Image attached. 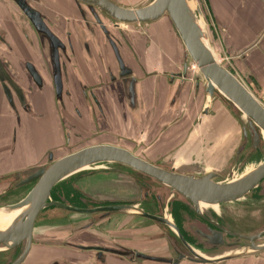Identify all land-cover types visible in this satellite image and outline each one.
Wrapping results in <instances>:
<instances>
[{
  "label": "water",
  "instance_id": "1",
  "mask_svg": "<svg viewBox=\"0 0 264 264\" xmlns=\"http://www.w3.org/2000/svg\"><path fill=\"white\" fill-rule=\"evenodd\" d=\"M10 1L14 3L11 2L9 5L6 0H0V87L7 96L10 95L9 89L14 92L20 99L22 107L12 99L8 101L9 107L3 106L2 103L1 106L13 111L17 116L19 105L32 120L37 121L45 116L38 111L45 107L43 100L46 99L47 93L52 101L50 87L47 86L45 89L34 68L42 65L38 54L37 37L40 42L45 39L52 63L56 65L59 61L58 49L61 46L46 27L38 9L39 3L33 5L30 3L32 0ZM82 1L98 7L117 25L120 24L121 31L132 42L137 36L135 33L137 31L144 39V44H147L150 37L148 29L152 26L157 30L158 26H162L164 33L170 36L178 68L183 71L172 73L178 79L176 84L184 88L187 80L191 79L201 81L205 86L207 102L202 116L210 115V104L218 97L242 123L244 144L250 142L252 151L263 150L259 131L264 132V106L237 77L220 65L208 21L198 0H151L134 9L119 6L118 0ZM4 10L6 15L3 13ZM92 13H95L94 10ZM3 17L7 18L10 25H7ZM95 17L97 18V15ZM108 40L110 49L120 65L119 77L123 79L121 89L127 99L129 93L136 95L130 87L134 81L126 84L128 82L125 78L131 73L129 70L124 71L126 66L118 53L121 52L120 46L111 38ZM10 47H26L27 51L29 48L33 58L26 60L20 58V61L18 56L14 57L11 53ZM9 59L16 64L21 62L25 65L20 67L21 71L15 78L23 73L30 81L31 97L29 95L27 99L22 98L21 87L10 86L6 70ZM64 72L63 68L57 67L53 75L58 96L61 93L72 95L71 91H63L68 89L64 83L67 80ZM180 89L176 94H180ZM39 90L41 96L38 94ZM17 126L15 144L17 130L21 127V117L17 120ZM50 140L51 136L47 134L42 142L50 143ZM32 144L36 146L38 142L33 140ZM54 146L57 147L58 143L48 145L47 151ZM66 151L68 152L66 155L60 153L57 155L58 158L54 155L59 150L51 151L46 163L0 182L3 193L30 185L14 203L0 205V210L23 212L18 221L0 231V264H3L1 262H4L5 258L11 259L5 264H32L34 261L36 264H226L241 259H249L252 261L250 264H264V206L254 205L253 210L245 211L231 210L232 205L245 200L256 187L260 186L264 194V150L263 159L249 173L226 182L211 173L198 175L192 170L191 173H186L168 161L162 165H152L134 157L128 150L113 146H90L77 151ZM105 165L115 166L116 174L102 175L97 186L86 188L88 192L102 197L126 196L124 201L131 198L148 201L150 205L151 197L154 196L159 205V213L153 215L136 207L76 210L50 201V192L59 182L96 166L100 168ZM229 168L228 163L224 170L211 171L224 176ZM138 181L145 183L147 188L138 185ZM174 201L186 205L205 222L186 225V230L197 240L201 248L188 244L172 222L168 204ZM49 207H60L72 214L54 230L46 231L47 227L38 229V218L42 211ZM118 210L126 215L131 214L149 220L163 229L159 235L147 237L150 243L155 244L149 246L146 251H140L94 231V227ZM244 212L246 217L242 215ZM91 237H95L97 245L93 244L94 240ZM36 245H40L41 248L35 249ZM43 246L54 247L61 254L47 261L48 253L43 250ZM77 251L80 254L77 255Z\"/></svg>",
  "mask_w": 264,
  "mask_h": 264
},
{
  "label": "crops",
  "instance_id": "2",
  "mask_svg": "<svg viewBox=\"0 0 264 264\" xmlns=\"http://www.w3.org/2000/svg\"><path fill=\"white\" fill-rule=\"evenodd\" d=\"M198 1L212 28L211 34L215 51L222 54V56L219 54L222 59L225 57L228 59L230 66L227 68H230L231 73L245 83L248 91L262 103L264 101V0ZM148 30L150 37L147 44H144L143 38L136 36L133 38L135 43L132 49L133 54L129 49L123 50L126 64L132 67L135 77L140 81L139 87L135 91L142 106L140 114H135L138 119L134 121L133 116L129 114L124 119V113H116L110 107L106 125L109 130H102L103 133L100 134L101 137L99 136L100 139L97 141L112 143L119 137L117 139L119 146L127 149L132 148L130 144L132 137L139 138L145 149L143 153L145 160L153 162L160 159L157 165H162L166 161L170 162L172 157H179L177 166L171 162L170 164L176 168L184 169L186 173H191L192 171L187 165L193 162L190 159L195 158L193 160L196 161V158H200L204 154L192 142L194 137L196 139L203 133L207 134L211 129L210 126H213L215 132L218 130L219 134L222 133L226 136L230 134V138H234L238 129L233 130L231 127L230 131L227 133L225 131L224 134L222 125L218 121L219 113L210 111V115L202 116L207 97L205 86L201 81L197 85V81L190 79L186 86L180 89V94H177L174 104H171L172 98L178 90L176 82L173 85L166 82V76L179 71L175 50H172L170 36L164 33L162 26H158L157 30L151 26ZM21 50L23 49L17 47L13 51L17 53ZM11 53L14 54L12 51ZM134 55L139 56L137 61L133 59ZM88 56L90 58L84 60L82 57L80 59L84 63L90 62L89 70L92 73L84 72L83 75V78L89 81L87 85L95 87L107 84L108 68L100 65V59L106 57L108 62H113L111 50L106 49L103 44L99 48L91 45V52ZM17 66L19 67L17 69H20V66ZM86 67L88 66L86 65ZM115 70L112 68V71ZM22 76L19 74L16 77L21 86L26 82ZM64 83L65 87L72 92L73 97L72 102L65 101L66 109L64 108V112L62 111V116L66 117L71 124L83 127V130H91L88 123L72 119L74 109L82 111L83 105L81 90L73 81L71 74ZM116 90L117 96L121 99L124 96L122 89L116 87ZM48 94L43 100L45 107H41L38 111L44 113V117H40L37 121L32 120L31 116L21 117V127L17 130L13 155L10 154L11 146L8 142L11 134V120L7 113L8 110L0 103V111H2L0 114V175L23 168L32 169L42 164L40 161L47 152V146L40 145L44 138L39 134L43 132L51 136L52 146L58 143V146H54V148L60 150L62 142L58 141H62V134L59 115ZM44 110L45 112H43ZM181 117H184L183 120L176 122ZM209 117L210 121H208ZM93 131L96 132L95 129ZM192 135H194L193 138ZM33 140L38 142L36 146L32 144ZM209 172L205 170L203 173L208 174ZM101 179L99 177L90 179L82 185L80 184V187L82 186L86 190L88 186H97ZM87 182H89L88 185ZM91 239L94 240L93 244L98 243L95 237H91ZM76 254H80L79 251Z\"/></svg>",
  "mask_w": 264,
  "mask_h": 264
},
{
  "label": "flooded vegetation",
  "instance_id": "3",
  "mask_svg": "<svg viewBox=\"0 0 264 264\" xmlns=\"http://www.w3.org/2000/svg\"><path fill=\"white\" fill-rule=\"evenodd\" d=\"M6 1L8 2L9 5L11 2H13V1L9 2V0H6ZM118 1H119L118 2L119 6L124 7V8L128 7V8L134 9V8L142 7L143 5H145V3L151 0H141L143 1V4L141 5L138 3L137 7L127 6L123 1L121 0H118ZM30 3L31 4L39 3L38 9H39V12L41 13V17L43 21L45 22L46 27L49 29L50 33L57 38L58 44L61 46L58 49L59 61H58V64L56 65L52 63V56L49 51V48H47L45 39H43L42 42H40V39L36 35L37 40H38V54L40 57L39 59L42 62V65L37 66V67L34 66V68L36 69L43 86H45V89L47 88V86L50 87V90L52 92L51 98L58 112L60 125H61L60 128H61V134H62L61 136L62 141H58V142L60 143L62 142V143L60 144L59 152L54 155L55 158H58L57 155L61 153V150L77 151L82 148H86L90 146L106 145V146H113V147H118V148L128 150L134 157L145 160V158H143L144 157L143 153L145 149L143 148L139 138L136 139L132 137L130 139L131 140L130 144L132 148H127V149L119 146V143L117 140L119 139V137H117L116 141L113 140L114 142L112 143H109V142L103 143L102 141L100 142L97 141L101 137L100 134L103 133L102 130H105V131L109 130L106 127V125L108 123L107 113L110 107H112L116 113H120V114L124 113L125 114L124 119H126V115L128 114L132 115L134 121L138 119L135 116V114L136 115L140 114L141 109H142L141 103L137 95H133L129 93L127 94V97H126L127 99H125L124 96L121 99L117 96L116 87L117 89H121L120 86H121V82L123 79H120L119 77L120 65L117 61L116 56L112 53L113 62H108V59L106 57H102L100 59L101 60L100 65L104 66L105 68H108V82L107 84L99 85L95 87L88 86L87 84L89 83V81L83 78L84 72H88L89 74L92 73V71L89 70L90 62L88 61L87 63H84L80 61L82 57L84 60L88 59L89 57L88 54H90L91 52V45L94 46L95 48H99L103 44V46L106 49H110L108 39L111 38L117 45L120 46L121 52L118 51V53L121 57L122 62L126 66L124 71L129 70L131 73L125 78V81L128 82L126 84L129 85L130 81L133 80L135 83L133 82L132 86L130 87H132V91L133 90L137 91L140 81L135 77L134 70L132 69V67L126 64L125 59H124L125 54H123L122 52L123 49L124 50L129 49V51L132 52L133 54L132 49L134 48L135 43L126 38V36L121 31L122 26L120 24L117 25L115 21H113L105 13L100 11L98 7L89 5L82 0H38V1L32 0ZM92 10H94L95 12L94 14L92 13ZM3 13H5V10L3 11ZM95 15H97V18L95 17ZM5 19H6L7 25H10V23H8L7 18ZM135 33L137 36H140V34L137 31H135ZM21 43L24 44L23 41H21ZM10 48H12L14 57L18 56V59L20 61L21 59L26 60L27 58L29 59L33 58V55L29 51V48L27 51L26 47H22V48L20 47V49H23V50L17 51V53L13 51L17 47H10ZM84 53L86 54L85 56H84ZM138 58L139 56H136V55L133 56V59L135 61H137ZM9 60L10 62L6 64L7 66L6 70H7V76L9 78V82L11 83L10 86L11 85L20 86L21 90L23 91L22 98L27 99L29 98V95L31 97V93L29 91V86L31 85L30 81L24 77V80L26 82L21 86L18 83V80L15 78V75L17 76V74L20 71V69H17L18 67L17 65H19L20 67H23L25 65L21 62L16 64V62L11 61L12 59H9ZM86 65L88 67H86ZM57 67L59 69L63 68L65 70L64 76L65 78H67V80L70 78V74H71L73 81L75 82V84L78 85L79 89L81 90L83 108H82V111L74 109L72 119L74 118L75 120H79L85 124L88 123V125H90V128H91V130H89L90 132L83 130L82 129L83 127L81 126L79 127V126H75L74 124H71V122L67 120L66 117L64 118L62 116L63 114H61V111L64 112V108H65V105L64 104L62 105V102L63 101L64 103L65 101L72 102L73 94L69 95L67 93H61L60 96L57 95L55 85H54V78H53V75ZM112 68H115L116 70L112 71ZM182 72H183L182 70H179V73H182ZM176 81H178V79L174 77L172 74L166 76V82H168L169 85H173ZM188 81L189 80H187V82ZM199 83L200 82L198 81L196 84L198 85ZM176 88L177 90H179L181 87L176 84ZM9 91H10V95L7 96L5 94V91H3L2 88L0 87V103H2L3 106L5 105L9 107L8 101L9 99H12L14 103H17L21 106V104L19 103L20 99L18 98V96L14 94V92H12L10 89ZM63 91L67 92L70 90L65 89ZM40 93H41V90H39L38 92L39 96H41ZM176 96L177 94L174 95L172 98V101H171L172 105L174 104L176 100ZM217 99L218 97H216L211 102L210 104L211 108L216 103ZM19 105H18L19 109L17 110V116L13 111H9V110L7 111V113H9V117L11 120V122L9 121L11 134H10V139L8 140L11 146V152H10L11 155L14 154V145H15L14 135L16 133V129L18 128L17 120L22 116H29L25 110L19 107ZM1 113L2 111H0V114ZM121 116L123 117V115ZM183 118L184 117H181L176 122L183 120ZM94 129L96 130V132L93 131ZM43 130H44V127H43ZM39 135H41V137L45 139L46 134L44 132ZM43 144L48 146V145H52V142L50 140V143H46V142L40 143V145H43ZM55 150H57V148L51 147V149L45 153L44 157L42 158L40 162L46 163L48 154L51 151H55ZM258 151L259 150H253V151L251 149L249 150L248 159H247L248 162L247 164L243 166V170L241 171V173L239 172L240 174H242V172L245 170L246 167L255 164L254 162L256 161L255 158L259 153ZM239 154L240 153L236 151L235 156H239ZM178 160H179V157H172L170 159V162L173 165L177 166ZM159 161L160 159H156L153 162H148V161L147 162L152 165H157ZM187 165L189 169L193 168L197 172L198 170L196 169L202 168L200 165H198V167L192 166L190 163ZM232 165L230 166V169H232L233 167ZM27 170H30V169L23 168L21 170L14 171V172H4L2 175H0V182L16 174H20L24 171H27ZM115 170H117L116 167L112 165H105L100 168L96 166L87 171H84L72 177L66 178L52 188L50 192V201H54L56 203L62 204L64 206H67V207H70L76 210H90V209H95V208H112V209L116 208L118 209V208H126V207H136L137 209H141L144 212H146V208L150 207L149 206L150 204L148 203V201L131 200V198L127 201H124L123 199H126L127 198L126 196H119L118 198L115 196L102 197L100 195H96L94 193L88 192L87 190L83 189L82 186L80 187V184L82 185L85 181L93 179L96 176L110 175V174L115 175L116 174ZM209 173L214 174L218 177H221L222 179L223 178L225 179V177H223V175L219 173H215L212 171H210ZM197 174L199 175V173ZM203 174L204 173L202 172V175ZM137 183L138 185L147 188L145 183H143L142 181H138ZM28 187H30V185L20 187L16 190L11 189V190H8L2 193L0 195V202H5V203L10 202L9 198L15 197V194H19L22 189L26 190L28 189ZM86 191L88 193H86ZM250 195L254 199V200L250 199V201H252L253 203H259L258 204L259 206H264V194L262 193V188L260 186L253 189L250 192ZM151 198H152L151 209H155L156 211L154 212V214H157L159 213L158 202L154 196H152ZM113 199H118V200H113ZM168 208L170 209V217L172 218V221L174 225L176 226L178 232L182 236V238L188 244L195 245L198 248H201V245L197 242V240H195L194 237L186 230V225L191 224L193 222H200V223L205 224V222L181 202L174 201L168 204ZM50 209H56L61 213H65L67 217L64 216L62 221L68 220L69 214H72L70 211L64 210L63 208H60V207H49V208L44 209L43 211L50 210ZM149 211L151 212L154 210L149 209ZM120 215H124V218H126V216L127 217L129 216L130 218L136 217L131 214L126 215L122 213V211H119V210L118 212L112 213L108 217L110 220H112L113 218L119 219L117 224L115 225L113 224V227L115 228L118 225H120V218H121L119 217ZM210 227L214 228L212 226ZM162 230L163 229H160V228L158 230H155L156 232H154V235H159ZM165 232L167 233L168 231L166 230ZM3 260L4 262H1V263L5 264L8 260H11V259L5 258Z\"/></svg>",
  "mask_w": 264,
  "mask_h": 264
},
{
  "label": "rangeland",
  "instance_id": "4",
  "mask_svg": "<svg viewBox=\"0 0 264 264\" xmlns=\"http://www.w3.org/2000/svg\"><path fill=\"white\" fill-rule=\"evenodd\" d=\"M121 1H123L127 6H131V7H137L138 3L141 5L143 4V1L141 0H121ZM201 8L203 10L202 6ZM203 15L205 16L204 13ZM208 24L210 26L209 21H208ZM210 31H212L211 26H210ZM218 52L215 51L216 55L218 56L217 59L220 65L222 67H225L229 72H231L230 68H227V66L228 67L230 66V62L228 61L226 57L222 59L221 58L222 54L219 53L221 55L220 56ZM242 84L244 85L245 83L242 82ZM261 104L264 106V101ZM213 111L214 112L216 111V113H219L220 115L218 118V121L222 125V130L224 134H225V131L226 133L229 132L230 131L229 129L231 127L233 130L238 129V132L237 134L233 133L235 135L234 138H230V134H227V136L223 135L222 133L219 134L218 130L217 132H215L213 126H210L211 129L208 130L207 134L203 133V135L197 136L196 139L195 137L193 138L194 135H192V138H193L192 142L196 145V147H199L200 148L199 150H202L204 154L200 156V158H196V161L193 160L195 158H191L190 160L193 162H190V163L191 165H194L195 167H198V165L202 167L200 169H196L198 170V172L196 171V173H199V175H202V172H204L205 170L207 171H211L212 169H220V170L222 169L223 170L226 168L228 163L230 164V166L233 164L232 169L229 168L226 172V176H223L225 177V179L221 178L223 181L226 182L233 178H238L241 175L240 173L243 170V166L247 164L248 162L247 159H248V154L250 150V142H248V144H244L243 136L241 132L243 128L242 123L240 122L236 114L233 113V111H231V109L228 108L227 105H225L221 99L219 98L217 99L216 103L211 108V112ZM210 120L211 118L209 117L208 121ZM263 141H264V137H263ZM263 150L262 149L259 150L258 155L256 154L257 156L255 158L256 159V161L254 162L255 164L246 167V169L243 171L242 174H246L250 172L251 168H254L255 165L261 162V160L263 159ZM236 151L240 152L239 156H235ZM67 153H68L67 151H61L62 155H66ZM190 170L195 171L193 168H191ZM101 176L102 175L96 176L95 178L101 177ZM29 188L30 187H28V189ZM2 189L3 188L1 187L0 195L3 193ZM28 189L26 190L22 189L19 194H15V197L9 198L10 202L8 203L0 202V205L14 203L19 198H21V196ZM250 199L252 200L253 198L249 194V196L246 197L245 200L232 205L231 210L233 211H235L236 209L237 210L240 209L244 211L245 209L253 210L254 209L253 206L254 205L257 206L259 203H253L252 201H250ZM149 206L150 207L146 208V212H150L149 209L154 210L150 212V214L154 215V212L156 210L151 209V205ZM242 215L243 217L247 216L245 212ZM64 216L67 217L65 213H61L56 209L45 210L42 212V214L38 218L37 228L39 229L40 227H47L45 229L46 231L50 229L54 230L56 229V227H59L61 225V222L67 221V220L62 221ZM119 217H121L120 225H118L116 228L113 227V224L114 225L117 224L119 219L112 217L113 218L112 220L107 218L103 220L101 223H99V225L95 227L94 231L96 230L105 236L111 237L115 241L121 242L122 244L128 247L135 248L140 251H146L149 246H151L152 244H155V243H150L147 240V237L154 235V232H156L155 230L159 229V227H157L153 222L149 220L141 219L138 217H134V216H133L134 218H130L129 216L128 217L126 216V218H124V215H120ZM38 248H41V246L36 245L35 249H38ZM43 250H45V252L47 251L48 253L47 259H46L47 261L61 254V252L57 251L56 249H54V247H50V246H47V247L43 246ZM35 262L36 261H34V263L32 264H36ZM250 262L252 261H250L249 259H245V260L241 259L238 262H228L226 264H250Z\"/></svg>",
  "mask_w": 264,
  "mask_h": 264
},
{
  "label": "bare ground",
  "instance_id": "5",
  "mask_svg": "<svg viewBox=\"0 0 264 264\" xmlns=\"http://www.w3.org/2000/svg\"><path fill=\"white\" fill-rule=\"evenodd\" d=\"M259 134H260L261 143H262V146H263V149H264V141H263L264 132L263 131H259ZM252 169L253 168H251V170ZM202 207L206 208L205 206H202ZM22 213H23L22 211L8 212V211H5V210H0V231L5 230L12 223H14L15 221H18V219H20V216L22 215Z\"/></svg>",
  "mask_w": 264,
  "mask_h": 264
}]
</instances>
